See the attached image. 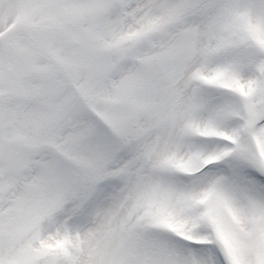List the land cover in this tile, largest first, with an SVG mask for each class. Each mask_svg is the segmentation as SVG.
Segmentation results:
<instances>
[{
	"label": "snow or ice",
	"instance_id": "obj_1",
	"mask_svg": "<svg viewBox=\"0 0 264 264\" xmlns=\"http://www.w3.org/2000/svg\"><path fill=\"white\" fill-rule=\"evenodd\" d=\"M0 264H264V0H0Z\"/></svg>",
	"mask_w": 264,
	"mask_h": 264
}]
</instances>
